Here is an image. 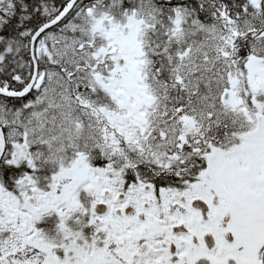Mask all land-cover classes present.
Segmentation results:
<instances>
[{"label":"snow or ice","instance_id":"snow-or-ice-1","mask_svg":"<svg viewBox=\"0 0 264 264\" xmlns=\"http://www.w3.org/2000/svg\"><path fill=\"white\" fill-rule=\"evenodd\" d=\"M0 264H264V0H0Z\"/></svg>","mask_w":264,"mask_h":264}]
</instances>
